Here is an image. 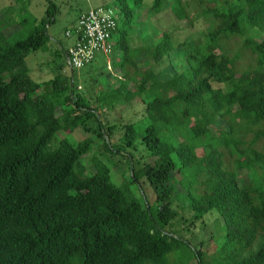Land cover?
Segmentation results:
<instances>
[{
    "label": "trees",
    "instance_id": "1",
    "mask_svg": "<svg viewBox=\"0 0 264 264\" xmlns=\"http://www.w3.org/2000/svg\"><path fill=\"white\" fill-rule=\"evenodd\" d=\"M168 1L190 26V4ZM219 1L196 0L208 20L205 42L174 44L162 32L138 47L128 34L141 23L144 0L102 5L118 13L112 63L119 76L96 100L102 107L141 102L140 142L153 157L130 164V179L120 185L95 157L91 171L81 163L89 139L49 145L57 131L98 119L76 91L74 70L68 83L29 75L26 58L46 47L55 5L49 2V18L35 20L24 39L9 43L0 32V264H165L180 241L171 230L179 199L192 212L190 225L213 209L224 221L216 257L206 263L199 244L197 264H264V0ZM163 2L152 0L150 12ZM230 39L242 40L234 54ZM97 127L111 155L137 139L126 124L114 148L113 125Z\"/></svg>",
    "mask_w": 264,
    "mask_h": 264
},
{
    "label": "rangeland",
    "instance_id": "2",
    "mask_svg": "<svg viewBox=\"0 0 264 264\" xmlns=\"http://www.w3.org/2000/svg\"><path fill=\"white\" fill-rule=\"evenodd\" d=\"M112 0H0V32L5 40L14 43L17 40L26 38L32 28L33 22L39 23L41 20L49 18L47 7L52 2L56 11L52 21L46 25L48 41L43 50H38L35 54L30 53L26 58V65L29 69V75L35 82H46L55 77L67 80L69 68L65 58L64 51L69 45L70 37L65 35L67 30L73 31L76 27L78 15L89 9L104 6ZM223 0H220L221 3ZM185 6V2L190 7H185L190 12L192 24L186 19L180 20L174 14L170 1L164 0L160 9L151 11L152 0H144L143 9L139 12L142 18L141 23L132 31L128 37H132L130 45L138 47L146 42L145 36L162 32L170 33L174 44L183 41L205 42V32L208 27V20L203 18L199 12L200 6L196 0H180ZM218 3V4H219ZM217 4V5H218ZM219 6V5H218ZM51 17V16H50ZM264 36V35H263ZM115 40L113 36L112 41ZM231 53H236L242 48V40L230 39L227 43ZM114 53V52H113ZM109 56L97 55L93 62L79 70H74L73 79L77 84V92L82 95L93 107L96 108L98 119L92 118L86 126L79 125L73 131L59 130L56 132L50 147L55 148L60 140L69 143H76L85 138L91 141L89 152L82 156L81 163L87 171L92 170L91 158L95 157L103 163L111 173L112 179L118 184L126 183L130 179V164L142 166L153 160L145 151L140 139L145 129L141 102L119 103L108 107H102L97 102L96 97L111 87V83L119 74L113 63L117 54ZM33 54V55H32ZM244 51L239 64L244 62ZM168 66L166 61L162 62L156 70L159 71ZM159 69V70H158ZM111 84V85H109ZM80 88H79V87ZM65 92L68 91L66 88ZM65 95H60L59 103L64 104ZM102 125H113L109 132V143L114 148L119 146L121 140L125 137V125L131 124L134 127L137 139L132 148L129 146L121 148L122 151L113 155L102 149L101 145L105 136L98 134V122ZM106 129V128H105ZM132 153L134 158L128 159V154ZM247 178L243 179L245 181ZM129 188L137 194L136 184H129ZM148 201L151 203V197L146 193ZM152 205V204H151ZM174 208L178 212L171 230L176 233L180 241L174 244L173 249L166 255L165 264H197L193 249L202 244L204 261L211 262L223 242L222 226L223 218L216 209L207 213L202 219L190 225L192 212L188 209L185 201L179 199L174 202ZM256 248V244L254 245ZM214 255V257H213Z\"/></svg>",
    "mask_w": 264,
    "mask_h": 264
},
{
    "label": "built area",
    "instance_id": "3",
    "mask_svg": "<svg viewBox=\"0 0 264 264\" xmlns=\"http://www.w3.org/2000/svg\"><path fill=\"white\" fill-rule=\"evenodd\" d=\"M117 25L118 13L114 8L98 6L80 13L73 31L75 40L66 52L69 70L88 66L97 55H111ZM65 35L70 36L71 31Z\"/></svg>",
    "mask_w": 264,
    "mask_h": 264
},
{
    "label": "crops",
    "instance_id": "4",
    "mask_svg": "<svg viewBox=\"0 0 264 264\" xmlns=\"http://www.w3.org/2000/svg\"><path fill=\"white\" fill-rule=\"evenodd\" d=\"M74 29H75V28H74ZM67 31H70V30H67ZM73 31H74V30H73ZM73 31H71V35L69 36V37H70L69 45H68V47L66 48V50L64 51L65 58H66V62H67V55H66L67 49L73 44V42H74V40H75V37H74ZM65 33H66V32H65Z\"/></svg>",
    "mask_w": 264,
    "mask_h": 264
}]
</instances>
